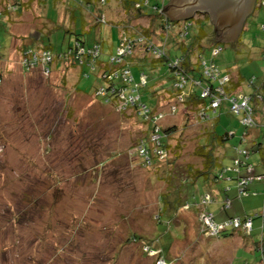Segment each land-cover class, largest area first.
<instances>
[{"label":"rangeland","instance_id":"rangeland-1","mask_svg":"<svg viewBox=\"0 0 264 264\" xmlns=\"http://www.w3.org/2000/svg\"><path fill=\"white\" fill-rule=\"evenodd\" d=\"M149 1L162 5L163 0ZM262 4L264 0H256V9L246 19L239 38L220 43L223 49L213 59L222 74L228 72L241 83L236 96L251 94L264 81ZM66 7L60 0H40L20 16L9 13L0 17V55L6 59L0 62L4 75L0 83V264H165L160 251L147 252L143 248L156 233L154 217L159 197L171 187L163 173L166 169L143 168L139 163L144 159L133 149L135 143L149 136L150 128L132 109L116 110L89 95L100 84L94 75L77 80L76 72L65 71L64 67L55 69L48 77L39 71L29 75L22 71L18 51L22 43L28 42L26 37L41 31V42H49L56 51H64L73 42L74 35L66 31L79 29L71 26ZM119 7L117 0H110L104 11L115 25L102 26L87 36L88 42L93 37L100 40L105 52L103 59H107L110 50L116 51L117 22L124 18ZM192 23L190 36L199 31L198 23L195 20ZM134 24L148 26L144 19ZM201 25L209 31V26ZM207 45V39L202 40L203 48L197 50L196 56L210 63ZM181 54L180 49L171 50V57ZM131 70L133 82L138 84L139 68L132 66ZM157 70L153 73L145 69L148 86L147 90L140 91L143 102L161 87H171L174 82L167 67ZM253 78L254 84L250 87ZM75 86L85 94L75 90ZM160 97L158 105L164 115L159 125L177 124L179 128L183 118L173 108L181 109V103L163 102ZM263 104L255 98L250 102L259 125L253 131L249 129V134L241 123V116L229 111L228 101L223 99L217 112L211 113L212 120L205 126L220 136L230 135L224 148L218 151L225 155L222 161L225 168H233L231 159L236 148L246 149L250 152L248 161L254 166L253 171L264 174V154L256 151L251 136L258 132L259 143L264 147V119L260 109ZM218 115L219 120L213 118ZM196 125L181 136L177 130L170 139L171 145L182 137L185 141L176 165L198 164L192 156L197 145L193 136L200 130ZM244 135L247 142L241 143ZM90 173H100L99 185L93 183ZM234 177L230 170L218 185L208 187L199 183L197 194L208 192L213 200L216 198L209 210L215 213L217 221L229 214L242 217L246 213L252 217L259 213L262 217L264 178L251 179L248 195L237 198ZM227 186L232 191L225 195L222 191ZM226 196L232 199V205L225 213L219 205ZM172 222L170 239H161V244L167 245L163 255L168 264H263L264 253L255 249L261 238L264 247L263 218H254L248 238L237 230L232 235L228 230L226 237H202L195 210L182 209Z\"/></svg>","mask_w":264,"mask_h":264},{"label":"trees","instance_id":"trees-1","mask_svg":"<svg viewBox=\"0 0 264 264\" xmlns=\"http://www.w3.org/2000/svg\"><path fill=\"white\" fill-rule=\"evenodd\" d=\"M36 1L40 0H0V17L3 14L9 13H16L20 16L22 11L25 9L29 10ZM60 1L67 6L66 11H68L67 14L71 26L78 28L79 31L73 32L72 29L66 31L68 35H74V40L72 43L67 44L64 51H56L49 42L47 44L41 42V31H37L36 35L31 38L29 36L26 37L28 42L22 43L18 51L22 71L25 75L39 71L48 77L55 69L59 70V67H64L65 71L68 69L74 70L77 74V80L87 79L94 75L100 81V84L95 85L89 95L95 96L101 103L116 110L119 108L122 110L132 109L135 116L137 115L142 123L150 128L147 132V136L149 135L150 139L148 138L149 136L143 140L140 139L137 144L135 143L133 149L135 150V154L136 152L140 154L141 151L146 152L145 155H140L141 159L147 158L143 163H139L143 168L163 167L166 169L163 173L166 175L165 179L167 182H171V187L167 194L164 193L159 197L158 210L154 217L156 233L153 239L149 240L150 243H144L145 247L143 248H146L147 252L160 251V258L164 260L165 264H168L163 255L165 254L167 245H162L161 239H170L173 225L172 219L176 213L182 209H186L185 207L188 210H195L200 227L203 225V222H201L203 220L202 216L208 215H212V221L217 224H223L235 218L240 221L238 227H235V225L228 226L218 231V234L213 236V238L226 237L228 230L231 232L230 235L234 233V230H237L245 238L251 237L254 218H263L264 221V214L262 217L259 216V213L249 217L245 213L242 216L243 218L230 214L227 215L226 219L217 221L215 213L209 210L210 203L213 204L216 198L213 200L212 194L208 192L197 194L200 187L199 183L207 184L208 187L218 185L224 182L223 175L230 170L236 175L232 179L235 180L237 198L242 197L243 194L248 195L251 179L257 178L258 181H261L264 178V174H256L253 171L254 166L248 161L250 152L246 149L239 150L236 148L235 156L231 159L233 168H225L222 162L225 155H220L218 151L224 148V142L230 135L220 136L213 128L210 129L205 126L207 122L212 120L210 118L211 113L213 111L214 114L217 112L216 110L220 107L223 100L218 108L213 109L210 107L212 97H202V91L209 90L210 95L215 96L217 95L216 89L220 88L229 97L241 96L245 99L247 98L248 105L252 109V123L251 125H245L241 121L247 132L249 129L253 131L259 125L257 118L253 117L254 109L250 106V102L252 98H255L258 103L260 101L264 102V96L260 95V92L264 93V81L259 88H254L251 94L235 95L241 83L234 80V76L228 72L222 74L213 63L214 57L219 55V53L214 55L213 52L217 49H220L219 52H221L223 48L220 42H215L214 27L208 16L202 19L196 17L179 20L172 19L165 11L166 5L164 4L166 0L162 1V5L157 3L150 4L149 0H117L120 6V13L124 16L121 22H117L119 40L116 51L110 50L107 54V59H103L102 57L103 55L105 56V52L99 42L100 40L93 37L91 42H88L87 36L92 30L97 32L102 26L115 25L116 22L109 21L104 11L110 0ZM151 11H154V13H151ZM197 14L199 15L200 13H196L195 15ZM110 16H112L111 13ZM139 19L147 21L148 26L144 28L135 25L134 22H137ZM191 19L198 23L199 31L190 36L193 27ZM201 24L209 26V31L205 27H202ZM204 39H207V46L210 49V63L200 55L196 56L197 50L203 48L202 40ZM172 49H180L182 54L171 57ZM34 56L35 60L33 59ZM4 60L6 59L1 54L0 62ZM131 65L137 66L141 73L138 84L133 82ZM162 66L167 67L168 71L172 74L171 79L174 82H172L171 87H161L154 96L146 97L143 102L140 91L147 90L148 86L145 69H149L150 72L155 73ZM211 66L216 68L217 77L212 78L210 76ZM225 76L228 77V81L221 84L219 80ZM3 79V72L0 71V83H2ZM65 81L63 80L62 82ZM253 82L254 78L250 80V87L253 86ZM195 87L198 88V91L194 90ZM74 88L84 93L76 88V86ZM158 97L163 102L169 103L175 101L176 103H181V109L175 107L176 109L173 111H179L183 118V122L180 125L181 128H178L177 124L169 126L159 125L158 122L162 120L164 113L159 109ZM260 109L262 119H264V104ZM229 111L235 114L230 108ZM202 112H207L208 116L201 117ZM235 115L241 116L242 119V115ZM213 118L219 120V115ZM194 124H197L196 127L198 126L200 129L193 136L197 145L192 152V156L197 159L198 164H189L185 167L176 165L180 159L185 141L184 137H182L177 141L175 140V145H171L170 139L175 136L178 132L177 130L180 131L181 134L179 136H181L182 133ZM247 133L249 134V132ZM154 136L157 137L156 141L151 139ZM251 136L256 151L264 154V147L259 143L261 137L258 132H254ZM240 142H247L245 135L240 138ZM158 152L160 153L158 154ZM101 165L103 164L100 163ZM90 175L93 177V183L97 182L99 185L100 173H90ZM171 179L172 181H170ZM243 180L246 181L244 188L240 186ZM230 191H232V188L227 186L222 192L227 195ZM206 195L210 197V201L203 203L202 199ZM225 202L228 204L227 208L224 206ZM224 203L221 206L219 205V208L222 212L226 213L232 205V199L226 196ZM248 220L251 221V229L249 231L244 229V225ZM198 231L202 237L209 238L202 233L199 227ZM153 242L155 246L152 245L154 244ZM261 242H263V238H261ZM261 242L260 245L256 244L255 249H260L261 254H263L264 247ZM163 248H165V251ZM262 261L264 264V259Z\"/></svg>","mask_w":264,"mask_h":264},{"label":"water","instance_id":"water-1","mask_svg":"<svg viewBox=\"0 0 264 264\" xmlns=\"http://www.w3.org/2000/svg\"><path fill=\"white\" fill-rule=\"evenodd\" d=\"M256 0H169L165 11L172 19L206 14L214 27L215 42H234L253 13Z\"/></svg>","mask_w":264,"mask_h":264},{"label":"built area","instance_id":"built-area-1","mask_svg":"<svg viewBox=\"0 0 264 264\" xmlns=\"http://www.w3.org/2000/svg\"><path fill=\"white\" fill-rule=\"evenodd\" d=\"M261 6H264V4H262ZM261 30H264V24L263 26L261 25ZM220 51V49H217L213 52L214 55L218 54ZM33 59L35 60V56L33 57ZM210 73H211V77L214 78V77H217V72H216V68L211 66L210 68ZM183 81V80H182ZM220 83L223 84V83H226L228 81V77L225 76L223 78H221L220 80ZM183 83H185V81H183ZM216 94L215 96H212L210 95V91L209 90H203L202 91V97H212V101L210 102V107L213 108V109H216L218 108L219 104L221 103V101L224 99V100H227L228 103H229V106H230V110L235 113V114H239V115H242V123L245 124V125H251L252 123V109L249 107L248 105V99L246 98H243V97H229L227 96L226 94H224V92L222 91V89H216ZM211 99V98H210ZM175 110V108H173ZM204 111V110H203ZM207 112H202L201 113V117H206L207 115ZM155 140V139H153ZM156 140H157V137H156ZM155 140V141H156ZM160 152H158L159 154ZM146 152H143L141 151L140 152V155L143 156L145 155ZM144 160H147V158H144ZM241 187L244 188L246 186V181L243 180L241 181L240 183ZM203 203L206 201H210V197L208 195L205 196L204 199H202ZM227 205L226 202L224 203V206L227 208ZM187 209V207H185ZM202 219L201 222H203V225L200 227V230L202 231V233L206 236H209V237H213V236H216L218 234V231L224 229V228H227L228 226H231V225H235V227H238L239 226V220L238 219H234V220H231V221H226L225 223L223 224H217L215 223L214 221H212L213 217L212 215H208V216H202ZM244 229L246 230H250L251 229V221L248 220L245 225H244Z\"/></svg>","mask_w":264,"mask_h":264},{"label":"crops","instance_id":"crops-1","mask_svg":"<svg viewBox=\"0 0 264 264\" xmlns=\"http://www.w3.org/2000/svg\"><path fill=\"white\" fill-rule=\"evenodd\" d=\"M239 36H240V35H239ZM239 36H238V38H239ZM238 38H237V39H238ZM237 39H236V40H237ZM236 40H235V41H236ZM238 207H239V205H238V204L234 206V208H235V210H236L235 212H237V210H238ZM244 214H245V213H244ZM229 215H230V214H229ZM231 215H232V214H231ZM232 216H236V215H235V214H233Z\"/></svg>","mask_w":264,"mask_h":264},{"label":"flooded vegetation","instance_id":"flooded-vegetation-1","mask_svg":"<svg viewBox=\"0 0 264 264\" xmlns=\"http://www.w3.org/2000/svg\"><path fill=\"white\" fill-rule=\"evenodd\" d=\"M255 8H256V6H255ZM255 8H254V10H255ZM202 15H205V14H202ZM213 26V25H212Z\"/></svg>","mask_w":264,"mask_h":264}]
</instances>
